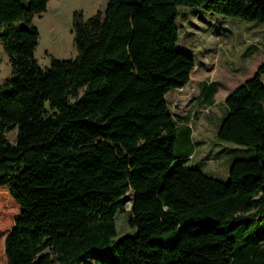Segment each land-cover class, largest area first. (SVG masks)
I'll return each mask as SVG.
<instances>
[{
  "label": "trees",
  "instance_id": "obj_1",
  "mask_svg": "<svg viewBox=\"0 0 264 264\" xmlns=\"http://www.w3.org/2000/svg\"><path fill=\"white\" fill-rule=\"evenodd\" d=\"M48 2L0 0L6 264H264V60L225 100L218 138L254 150L226 183L178 154L166 99L196 65L177 49L179 7L264 23V0H107L74 13L76 57L42 67L32 22Z\"/></svg>",
  "mask_w": 264,
  "mask_h": 264
},
{
  "label": "rangeland",
  "instance_id": "obj_2",
  "mask_svg": "<svg viewBox=\"0 0 264 264\" xmlns=\"http://www.w3.org/2000/svg\"><path fill=\"white\" fill-rule=\"evenodd\" d=\"M27 4L28 0H20ZM107 0H50L46 11L35 15L33 24L39 30L34 56L42 67L50 65L52 57L73 59L77 55L74 44L73 18L81 12L89 18L105 9ZM179 30L177 49L191 55L195 67L190 81L182 88L166 95L174 115L189 117L196 138L203 137L206 145L196 154L198 159L211 153L205 171L224 181L229 180V166L235 157L249 158L251 147L221 141L217 136L216 122L225 109V98L236 86L251 77L264 60V23L249 22L237 17L210 11H191L179 7L176 19ZM12 67L9 56L0 43V83L10 77ZM218 82V92L213 106L198 101L202 82ZM264 81V80H263ZM16 130L8 137L14 143ZM180 137V135H179ZM239 148V149H235ZM178 150V149H177ZM132 193L124 197V205L131 208ZM14 205L6 191H0V264L3 256L2 230L10 223Z\"/></svg>",
  "mask_w": 264,
  "mask_h": 264
},
{
  "label": "crops",
  "instance_id": "obj_3",
  "mask_svg": "<svg viewBox=\"0 0 264 264\" xmlns=\"http://www.w3.org/2000/svg\"><path fill=\"white\" fill-rule=\"evenodd\" d=\"M49 3H50V0H49L48 4ZM48 4H47V6H48ZM212 86L216 87V92L212 98V101L208 102V101L204 100V98L202 96L203 95L202 90L205 89L207 91V89L212 88ZM217 92H218V82H208V81L202 82L200 84V94L198 96L199 103L202 105L213 106L215 104V95L217 94ZM225 100H226V98H225ZM225 112H226V104H225V109H224L223 114L219 117L218 121L216 122V125H215L216 130H217L218 125L220 124V121H221L222 117L224 116ZM174 116L177 119L180 140L184 141V144L177 151L178 154H180V155L188 154V156H189L188 164L199 166L205 173H207L204 168H205V165L207 164L206 161L208 162L211 160L210 157L212 154L209 153L208 155H201V156H203L201 159H198L196 157V154L201 152V148H203V146L206 145V141L203 139V137L201 138V136L198 138H196L194 136L193 129L191 128V125H190V118L189 117L183 119L177 115H174ZM189 128L191 129V131H190V133H187ZM235 149H238V148H235Z\"/></svg>",
  "mask_w": 264,
  "mask_h": 264
}]
</instances>
